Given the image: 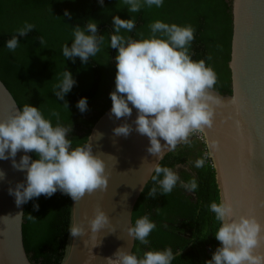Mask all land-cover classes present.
I'll list each match as a JSON object with an SVG mask.
<instances>
[{"label":"clouds","instance_id":"obj_1","mask_svg":"<svg viewBox=\"0 0 264 264\" xmlns=\"http://www.w3.org/2000/svg\"><path fill=\"white\" fill-rule=\"evenodd\" d=\"M163 2L123 0L129 13L139 12L145 5L159 8ZM99 3L102 5L103 0H99ZM64 15L70 18L67 11ZM112 24L114 34L110 36L108 47L118 51L115 56V90L110 93V118H130L135 109L137 115L132 122L135 131L148 138L150 146L146 151L158 161L167 152L175 151L180 144L191 146L190 136L212 129L215 107L225 103L213 92L217 84L215 71L206 66L205 60L195 61L191 58L189 49L195 39V29L191 25L180 26L156 20L149 25L151 36L136 40L120 34L121 30L131 32L135 28L134 19L114 16ZM34 28V24L25 22L16 30L17 34L6 41L5 47L14 53L20 46L18 37H26ZM72 34L74 39L71 47L67 43L62 46L64 58L74 62L78 57L83 64H88L89 58L101 51L105 37L98 35V25L93 20L84 29L76 25ZM40 41L44 43L42 37ZM75 83L71 72L65 70L63 78L54 85L55 96L65 102L64 107L67 109L65 96ZM228 102L235 103V98ZM77 108L85 112L87 99L81 98ZM50 115L56 117L55 125L44 117L40 108L26 103L22 108H17L14 114L0 119V160L11 159L14 169L26 173L24 182L8 190L18 207L41 195L51 197L57 191L78 202L86 194L105 191L108 187L109 174L106 172L105 160L101 155L93 154L91 142L73 148L72 140L68 138L72 124L69 127L62 126L59 123L60 114L55 110ZM132 131V124L129 123L113 129L115 136L125 138ZM218 147L216 141L209 144L213 151L218 150ZM21 151L35 153L38 158L32 159L25 154L17 162L15 157ZM204 164L205 159L199 158L194 166L201 168ZM151 172L154 173L151 180L159 185V194L167 196L178 182L190 192L198 188L195 179L185 183L176 171L161 166L159 162L152 165ZM5 175L0 170V180ZM147 196L156 198L157 188H151ZM34 208L38 210L39 205H34ZM210 210L219 222L214 236L220 246L205 264H264V251H259L264 249V223L251 215L237 216L233 204L227 198H222L220 203H211ZM29 218L36 219L30 214ZM110 223L108 215L99 206L88 220L92 233H99ZM155 228L156 224L145 215L136 219L126 231L132 241L146 245L149 243L147 238ZM69 232L72 237L86 234L82 224L71 226ZM114 257L107 258V264H171L175 258L171 248L146 251L143 257L121 248L114 253Z\"/></svg>","mask_w":264,"mask_h":264},{"label":"trees","instance_id":"obj_2","mask_svg":"<svg viewBox=\"0 0 264 264\" xmlns=\"http://www.w3.org/2000/svg\"><path fill=\"white\" fill-rule=\"evenodd\" d=\"M65 11L70 13V18L64 15ZM114 16L134 19L135 28L131 32L121 30L120 34L136 40L150 37L149 25L156 20L191 25L195 29V39L189 49L191 58L205 60L206 66L217 74L214 89L229 93L228 0H164L162 7L145 5L136 13H129L123 0H103L102 5L99 0H0V80L17 108L26 103L40 108L53 125L57 119L50 113L59 112L62 126L72 124L68 137L72 147L82 146L89 127L111 103L110 93L115 90L118 50L108 47L114 34ZM92 20L97 22L98 35L105 37L101 51L90 57L88 64H83L78 57L74 62L64 58L62 46L67 43L71 47L74 27L79 25L84 29ZM25 22L34 24L35 28L26 37H18L20 46L12 53L5 47L6 41ZM65 70L76 81L65 96L68 109L54 94V85L63 78ZM81 98L87 99V110L83 113L77 108ZM190 139L191 146L180 144L158 162L176 171L185 183L195 179L198 188L190 192L178 182L166 196L159 194V185L150 176L133 205L130 225L147 215L156 228L147 238L148 244L132 241L130 251L137 257H143L146 251L171 248L175 257L171 264H205L219 247L214 236L219 222L210 210L211 203H219L214 170L203 154L202 144ZM28 155L38 158L35 153ZM199 158H204L205 164L196 168L195 161ZM178 164L182 167L177 168ZM153 187L157 188V197L149 198L147 193ZM34 205H39L38 210ZM69 211L70 197L60 191L23 204L21 244L31 264L59 263L65 247ZM29 214L36 219H30Z\"/></svg>","mask_w":264,"mask_h":264},{"label":"water","instance_id":"obj_3","mask_svg":"<svg viewBox=\"0 0 264 264\" xmlns=\"http://www.w3.org/2000/svg\"><path fill=\"white\" fill-rule=\"evenodd\" d=\"M228 7L226 66L230 91L220 93L213 89L225 103L215 107L213 128L198 135L202 151L214 170L219 203L227 198L237 216L251 215L264 223V0H228ZM9 93L0 80V119L14 114L17 109ZM233 98L235 103L228 102ZM111 106L112 103L93 121L82 143L83 146L91 142L93 154L105 160L108 187L105 191L86 194L78 202L70 198L65 247L58 264H107V258H115L118 249H131L132 239L126 231L130 214L141 188L152 174V165L158 160L146 151L150 146L148 138L135 131L132 122L136 110L133 109L130 118L117 120L110 118ZM123 123L133 127L126 138L113 133V129ZM212 141L218 142V150L209 148ZM25 154L28 155L18 152L16 161ZM0 170L6 174L0 180V264H31L21 244L23 204L18 207L8 191L24 182L26 173L14 169L11 159L0 160ZM97 206L111 223L99 233H92L88 220ZM75 224H82L86 234L72 237L69 229Z\"/></svg>","mask_w":264,"mask_h":264},{"label":"built area","instance_id":"obj_4","mask_svg":"<svg viewBox=\"0 0 264 264\" xmlns=\"http://www.w3.org/2000/svg\"><path fill=\"white\" fill-rule=\"evenodd\" d=\"M192 137H193L194 139H196L198 142H202V141H201L200 134L198 135V133H194V134L192 135ZM203 154L205 155V157H207L206 154H205L204 152H203Z\"/></svg>","mask_w":264,"mask_h":264}]
</instances>
